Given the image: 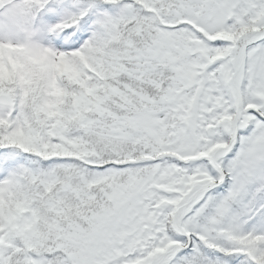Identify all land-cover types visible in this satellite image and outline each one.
<instances>
[{
	"label": "snow or ice",
	"instance_id": "6c2138e0",
	"mask_svg": "<svg viewBox=\"0 0 264 264\" xmlns=\"http://www.w3.org/2000/svg\"><path fill=\"white\" fill-rule=\"evenodd\" d=\"M0 264H264V0H0Z\"/></svg>",
	"mask_w": 264,
	"mask_h": 264
}]
</instances>
